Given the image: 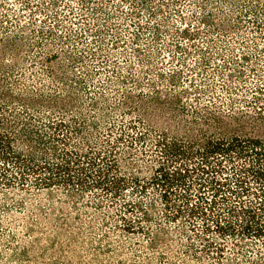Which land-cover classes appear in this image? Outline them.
I'll return each mask as SVG.
<instances>
[{
    "label": "trees",
    "instance_id": "trees-1",
    "mask_svg": "<svg viewBox=\"0 0 264 264\" xmlns=\"http://www.w3.org/2000/svg\"><path fill=\"white\" fill-rule=\"evenodd\" d=\"M239 1L0 0L10 261L264 264V89L194 44L264 52V0Z\"/></svg>",
    "mask_w": 264,
    "mask_h": 264
},
{
    "label": "rangeland",
    "instance_id": "rangeland-1",
    "mask_svg": "<svg viewBox=\"0 0 264 264\" xmlns=\"http://www.w3.org/2000/svg\"><path fill=\"white\" fill-rule=\"evenodd\" d=\"M234 12H233V11ZM232 10L229 12L230 16H232V18L239 14L241 15L242 19H246L247 16H248V13L249 10L247 8V6L245 5V2L243 0H240L238 3H236L235 7L232 8ZM184 12H185V9H184ZM184 14H187V13H184ZM24 16H25V19H27V13H24ZM215 35V33L213 34ZM213 35L211 36V38H213ZM224 37H221V40H223ZM195 45L199 46L202 48V52L204 55H206L208 58H209V64L211 65V67H214L215 65H218V66H222L225 62V60H228L230 57H241V56H246L247 58V61H243V60H239V62L246 68V78H245V81H246V88H252L253 85L255 86H259V87H262L264 89V78L261 79V81H258L257 77L254 76L252 74L251 71H249L250 68H259L261 70V72L264 71V61H262V58H264V52H260L259 55L257 54V52L249 49V48H245V49H242L241 47L239 49H237V45L235 44H225V43H222L223 45H221L218 49L216 48H209L207 47V45L205 44H202L200 42H195L194 43ZM184 47L188 48L189 47V43H186V44H183ZM264 51V50H262ZM174 55L178 56V57H182L184 56V53L183 52H174ZM199 54H197L196 52H194L193 50H190L189 51V54L185 57L186 60H187V64L189 66H195L197 65V61L199 60ZM254 56H258L257 59L259 60H256L254 59ZM224 58V60L222 59ZM172 60L169 59V57H166V60H165V65L162 67L163 71L166 72L168 71V69L170 68H179V66L177 67H174V64L171 63ZM222 71H226V70H223L221 68ZM185 71V70H183ZM210 78L214 80V95L218 96V97H221L223 98L224 96V93H223V89H222V82L220 79H218L216 77V74L215 73H211L210 75ZM250 91V90H248ZM15 224V223H14ZM18 224H21V223H18ZM14 226L16 227H19V225L15 224ZM3 228L6 229L7 231V228H8V225L7 223H4L3 224ZM19 231L21 232V230L19 229ZM27 243V239L26 238H23L21 235L19 236V242H18V246H22L24 244ZM5 243V240H0V253L3 255V258L7 259V261H3L2 264H16L12 261H10L12 259V254H11V250H8L7 248H5L4 246ZM41 264H52V261H50L49 259L45 258L43 260H40Z\"/></svg>",
    "mask_w": 264,
    "mask_h": 264
}]
</instances>
